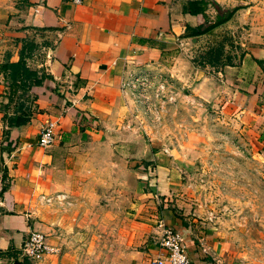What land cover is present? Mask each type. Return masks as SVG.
Listing matches in <instances>:
<instances>
[{"label":"crops","instance_id":"obj_1","mask_svg":"<svg viewBox=\"0 0 264 264\" xmlns=\"http://www.w3.org/2000/svg\"><path fill=\"white\" fill-rule=\"evenodd\" d=\"M79 1L0 0V61H16L21 41L30 40L39 51L31 52L27 66L45 75L40 85L16 90L8 104L0 97V252H7L0 254V264H23L19 247L27 232L48 229L40 221L45 201L70 190L101 153L109 156L102 146L122 141L112 140L116 131L128 128L137 104L120 89L129 75L169 74L190 85L192 74L201 77L209 70L221 82L216 93L227 99V110L264 147V0ZM191 2L203 10V19L189 11ZM231 12L237 45H224L218 59H228L227 65L194 67L199 53L217 42V32L189 49L184 40ZM4 83L0 74V94H9ZM48 123L53 141L40 147L36 140ZM160 186L149 181L143 192L135 183L136 221L131 219L126 241L133 245L125 264H154L159 216L181 233L193 264H210L208 251L219 250L216 242L200 237L198 245L165 207V198L153 197L155 189L163 191Z\"/></svg>","mask_w":264,"mask_h":264},{"label":"rangeland","instance_id":"obj_2","mask_svg":"<svg viewBox=\"0 0 264 264\" xmlns=\"http://www.w3.org/2000/svg\"><path fill=\"white\" fill-rule=\"evenodd\" d=\"M208 71L192 74L190 85L160 75L159 98L151 90L133 106L128 128L115 132L112 141H122L100 148L111 154L45 201L40 221L48 229H40L52 251L34 264H125L135 183L146 192L149 181L166 188L153 197L165 198L198 245L200 237L216 242L210 264H264V147L227 110L216 93L221 82ZM0 97L8 104L15 94ZM160 219L161 236L173 226Z\"/></svg>","mask_w":264,"mask_h":264},{"label":"built area","instance_id":"obj_3","mask_svg":"<svg viewBox=\"0 0 264 264\" xmlns=\"http://www.w3.org/2000/svg\"><path fill=\"white\" fill-rule=\"evenodd\" d=\"M74 4H79V0H71ZM161 77L148 74L139 76L129 75L120 85L121 92L124 95L133 97L138 105H144L148 93L153 90L155 99L159 98V91L163 88L160 83ZM163 84V85H162ZM52 124L43 126L38 134L36 144L40 147H47L53 141ZM157 247L159 253L153 260L154 264H193L183 237L179 231L173 229H164L158 239ZM52 251V248L46 241V235L38 229H30L19 247V256L30 262L37 263Z\"/></svg>","mask_w":264,"mask_h":264},{"label":"trees","instance_id":"obj_4","mask_svg":"<svg viewBox=\"0 0 264 264\" xmlns=\"http://www.w3.org/2000/svg\"><path fill=\"white\" fill-rule=\"evenodd\" d=\"M196 5L197 3H189V11L192 14L196 15L198 18L203 19V10L201 8L196 7ZM231 17L232 12L227 17L218 19L217 21L208 25L203 30H196L193 36L205 34L206 32H208V30L212 29L213 27H217L227 22ZM224 45L232 47V43L229 38L223 37L217 42L213 41L212 44H209L207 47H205V50L199 53V59H196L193 62V65L198 68H205L208 66L215 68L217 67V65L221 67L227 65L226 63L229 62L228 59H226L224 63L218 62V59L220 58L219 56H221L224 52ZM35 47L36 45L33 43V41L22 40L17 53V60L13 62H9L6 60L0 65V74L2 76L3 81L7 83L9 96H12L16 90H29L31 86L40 85L41 81L45 77L44 74H38L37 70L31 69L27 66L26 59L30 57L31 52L34 50ZM201 59H205L204 62L200 61ZM258 63L260 66L263 65V63L261 62ZM262 83L264 85V77ZM13 121L14 120L10 119L7 122V126H11L13 124ZM2 190H4L3 187L1 188V191ZM0 254H7V252H0ZM23 264H29V261L23 258Z\"/></svg>","mask_w":264,"mask_h":264},{"label":"water","instance_id":"obj_5","mask_svg":"<svg viewBox=\"0 0 264 264\" xmlns=\"http://www.w3.org/2000/svg\"><path fill=\"white\" fill-rule=\"evenodd\" d=\"M231 20H228L227 22L219 25V26H215L212 29L208 30V32H206L205 34L202 35H198V36H192L190 38H187L184 40V44L186 46L187 49H189L191 46H194L196 44V42H198L201 39H206L209 36L213 37L214 33L217 32L216 34V41H219L220 39H222L223 37H227L230 39V41L232 42L234 48L236 47V42L234 41V30L233 28H231L229 26Z\"/></svg>","mask_w":264,"mask_h":264}]
</instances>
